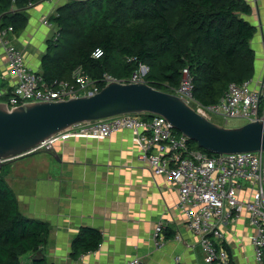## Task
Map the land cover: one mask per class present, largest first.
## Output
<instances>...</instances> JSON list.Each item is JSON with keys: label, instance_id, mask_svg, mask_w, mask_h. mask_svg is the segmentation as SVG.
<instances>
[{"label": "crops", "instance_id": "0c3cea01", "mask_svg": "<svg viewBox=\"0 0 264 264\" xmlns=\"http://www.w3.org/2000/svg\"><path fill=\"white\" fill-rule=\"evenodd\" d=\"M68 1L42 0L34 5L27 28L13 37L31 70L42 72V59L56 29L42 20ZM245 1L252 9L245 18L256 27L251 42L257 56L254 78L263 80L264 0ZM16 82L0 45V88L11 89ZM53 151L59 159L43 152L11 162L6 176L21 212L51 227L42 253L48 264H128L134 259L140 264H206L199 236L177 208V185L155 175L139 159L132 131L122 130L105 140L71 138L58 142ZM159 224L164 227L165 240L158 239L162 245L154 237ZM84 227L100 230L103 241L97 251L74 260L72 241ZM223 231L233 264H258L251 245L255 231L246 216ZM27 259L30 264L34 258Z\"/></svg>", "mask_w": 264, "mask_h": 264}, {"label": "trees", "instance_id": "16d2710c", "mask_svg": "<svg viewBox=\"0 0 264 264\" xmlns=\"http://www.w3.org/2000/svg\"><path fill=\"white\" fill-rule=\"evenodd\" d=\"M41 1L0 0V30L13 27L16 35L22 33L31 5ZM251 12L245 0H69L49 18L56 29L42 59V74L48 82L68 80L83 67L102 83L106 75L129 79L142 63L150 68L146 83L170 92L188 69L194 98L215 105L231 83L255 77L251 42L256 27L245 18ZM99 48L104 56L96 60L92 54ZM50 233L48 223L21 212L0 169V264H22L26 255L34 258L30 264H48L40 252ZM102 241L100 230L81 228L72 241V258L97 251Z\"/></svg>", "mask_w": 264, "mask_h": 264}, {"label": "built area", "instance_id": "2783aa9c", "mask_svg": "<svg viewBox=\"0 0 264 264\" xmlns=\"http://www.w3.org/2000/svg\"><path fill=\"white\" fill-rule=\"evenodd\" d=\"M33 7V5H31ZM49 25V19L42 20ZM13 27L0 30V45L9 68L17 82L11 89L0 88V103L9 108L30 103L67 101L100 92L112 82L146 83L150 68L140 64L129 79L106 75L103 82L93 80L83 67H77L68 80H45L42 72L31 70L23 52L14 42ZM104 56L96 49L92 57ZM102 84V85H101ZM171 94L186 100L198 113L219 125L229 127L232 120L245 124L264 121V79L231 83L220 101L204 106L193 96L190 71L184 69L182 81ZM124 114L81 124L61 132L43 142L35 151L50 152L58 142L71 138L105 140L114 133L132 131L140 147L139 159L147 163L153 173L164 176L177 185V208L188 219L189 228L200 238L206 264H233L226 248L224 228L229 223L247 217L255 233L251 236L255 260L262 264L264 255V151L241 154H211L192 147L190 139L176 131L160 115ZM164 227L159 224L154 232L165 240ZM180 239V237H177ZM128 264H140L134 259Z\"/></svg>", "mask_w": 264, "mask_h": 264}, {"label": "water", "instance_id": "95a60500", "mask_svg": "<svg viewBox=\"0 0 264 264\" xmlns=\"http://www.w3.org/2000/svg\"><path fill=\"white\" fill-rule=\"evenodd\" d=\"M124 114L163 116L176 131L211 154L264 151V121L225 127L208 120L185 99L147 83L112 82L94 95L67 101L15 108L0 103V169L34 155L43 142L72 127ZM53 150L49 153L59 159Z\"/></svg>", "mask_w": 264, "mask_h": 264}, {"label": "rangeland", "instance_id": "374dc122", "mask_svg": "<svg viewBox=\"0 0 264 264\" xmlns=\"http://www.w3.org/2000/svg\"><path fill=\"white\" fill-rule=\"evenodd\" d=\"M245 123L241 120H232L230 123H229V127H240L242 125H244ZM44 151H40V152H37L35 153L34 155H31L33 157H40L42 155ZM29 157V156H28ZM27 158V157H26ZM25 160V159H24ZM12 170V166L10 163H6L3 168L1 169L3 175L6 176L9 175V172H11ZM7 179V178H6ZM28 255L22 257V264H26V262L28 261L27 259Z\"/></svg>", "mask_w": 264, "mask_h": 264}]
</instances>
